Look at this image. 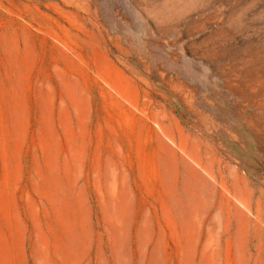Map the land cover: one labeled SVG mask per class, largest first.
<instances>
[{"label": "rangeland", "instance_id": "obj_1", "mask_svg": "<svg viewBox=\"0 0 264 264\" xmlns=\"http://www.w3.org/2000/svg\"><path fill=\"white\" fill-rule=\"evenodd\" d=\"M0 264H264V0H0Z\"/></svg>", "mask_w": 264, "mask_h": 264}]
</instances>
